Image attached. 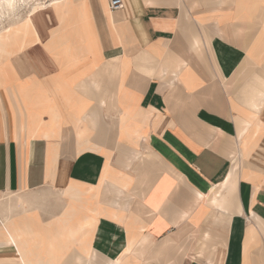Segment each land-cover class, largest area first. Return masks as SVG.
Here are the masks:
<instances>
[{
  "label": "crops",
  "instance_id": "1",
  "mask_svg": "<svg viewBox=\"0 0 264 264\" xmlns=\"http://www.w3.org/2000/svg\"><path fill=\"white\" fill-rule=\"evenodd\" d=\"M111 1L6 49L0 264H264V0Z\"/></svg>",
  "mask_w": 264,
  "mask_h": 264
},
{
  "label": "bare ground",
  "instance_id": "2",
  "mask_svg": "<svg viewBox=\"0 0 264 264\" xmlns=\"http://www.w3.org/2000/svg\"><path fill=\"white\" fill-rule=\"evenodd\" d=\"M59 2L60 0H0V65L5 62L7 47L20 45L22 36L25 41L31 34L35 37L33 29L37 16H44ZM5 72L6 69L0 72V86L3 85Z\"/></svg>",
  "mask_w": 264,
  "mask_h": 264
},
{
  "label": "rangeland",
  "instance_id": "3",
  "mask_svg": "<svg viewBox=\"0 0 264 264\" xmlns=\"http://www.w3.org/2000/svg\"><path fill=\"white\" fill-rule=\"evenodd\" d=\"M31 38H34L33 34H31L30 36H28V37L26 38V41H25L24 37L22 36L21 44H20V45L25 44L26 42L30 41ZM5 66H6L5 62H4L3 64L0 65V72H1L2 70H5V69H6ZM6 73H7V71L5 72V75H3V80H2V81H3V84H4V82L6 81ZM0 198H1V197H0Z\"/></svg>",
  "mask_w": 264,
  "mask_h": 264
},
{
  "label": "built area",
  "instance_id": "4",
  "mask_svg": "<svg viewBox=\"0 0 264 264\" xmlns=\"http://www.w3.org/2000/svg\"><path fill=\"white\" fill-rule=\"evenodd\" d=\"M122 1L121 0H112L111 2H110V8L112 9V10H119V9H121L122 8Z\"/></svg>",
  "mask_w": 264,
  "mask_h": 264
}]
</instances>
